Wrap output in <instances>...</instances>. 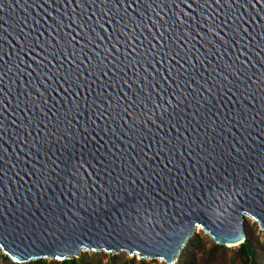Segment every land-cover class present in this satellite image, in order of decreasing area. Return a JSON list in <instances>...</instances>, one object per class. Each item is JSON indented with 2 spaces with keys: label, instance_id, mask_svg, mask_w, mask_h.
<instances>
[{
  "label": "water",
  "instance_id": "95a60500",
  "mask_svg": "<svg viewBox=\"0 0 264 264\" xmlns=\"http://www.w3.org/2000/svg\"><path fill=\"white\" fill-rule=\"evenodd\" d=\"M264 233V0H0V249L177 261Z\"/></svg>",
  "mask_w": 264,
  "mask_h": 264
},
{
  "label": "rangeland",
  "instance_id": "374dc122",
  "mask_svg": "<svg viewBox=\"0 0 264 264\" xmlns=\"http://www.w3.org/2000/svg\"><path fill=\"white\" fill-rule=\"evenodd\" d=\"M243 229L245 231L246 237L256 248L260 263L264 264V233L260 230L256 222H254L249 217H246L243 220ZM192 235L198 237V241L193 247V250L189 252V261H191V264H240L239 257L236 255L238 245L225 246L224 249L219 246L222 244H217V246H214L213 243L215 242L213 239L201 229H198ZM84 252H87V254L84 256V260L89 262V264H95L96 260L99 258L104 263L108 259V254H117L120 260L125 261L126 264H138L139 259L136 255H130L125 251H120L118 253H108L105 251L83 250L77 257H81ZM2 254L3 253L0 249V264H8L7 261L2 259ZM132 257L135 259V261L134 263H129L128 260ZM143 259L147 264H166L160 259ZM46 260L50 261L51 259L46 258ZM178 263L179 258L173 264Z\"/></svg>",
  "mask_w": 264,
  "mask_h": 264
},
{
  "label": "trees",
  "instance_id": "16d2710c",
  "mask_svg": "<svg viewBox=\"0 0 264 264\" xmlns=\"http://www.w3.org/2000/svg\"><path fill=\"white\" fill-rule=\"evenodd\" d=\"M198 237L195 235H191L185 244V246L181 249L179 254V263L178 264H191L189 258V252L193 250V247L197 244ZM214 246L217 244L213 243ZM221 248H225L224 245H219ZM87 252H84L81 257H72L70 259H63L61 261L51 259L47 261L46 259L40 258L35 260H30L23 263L13 262L7 255L2 254V259L7 261L8 264H89L84 260V256ZM236 255L239 257L240 264H261L258 253L256 248L254 247L253 243L245 237V239L238 244ZM108 259L103 263L102 260L99 258L96 260L95 264H126L125 261H121L117 254H108ZM129 263H134L135 259L132 257L129 260ZM138 264H147L146 261L141 258L138 259Z\"/></svg>",
  "mask_w": 264,
  "mask_h": 264
},
{
  "label": "bare ground",
  "instance_id": "6f19581e",
  "mask_svg": "<svg viewBox=\"0 0 264 264\" xmlns=\"http://www.w3.org/2000/svg\"><path fill=\"white\" fill-rule=\"evenodd\" d=\"M246 217H249V216H246ZM246 217H245V218H246ZM249 218H250V217H249ZM250 219H251V218H250ZM252 220H253V219H252ZM253 221H254V220H253ZM254 222H255V221H254Z\"/></svg>",
  "mask_w": 264,
  "mask_h": 264
}]
</instances>
